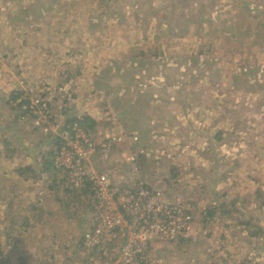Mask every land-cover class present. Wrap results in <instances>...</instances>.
<instances>
[{"label":"rangeland","instance_id":"rangeland-1","mask_svg":"<svg viewBox=\"0 0 264 264\" xmlns=\"http://www.w3.org/2000/svg\"><path fill=\"white\" fill-rule=\"evenodd\" d=\"M85 8L83 39L73 21ZM49 40L69 49L60 60L97 58L95 74L112 85L113 97L100 93L107 125L83 126L117 135L114 118L146 149L139 177L195 205L193 235L158 244L148 264H264V0H0V264L111 262L82 244L91 201L74 214L59 198L70 190L55 156L40 169L50 148L39 143L60 137L17 106L42 95L28 60H55ZM74 65L41 70L60 88ZM129 147L95 151L91 168L131 184L117 174Z\"/></svg>","mask_w":264,"mask_h":264},{"label":"built area","instance_id":"built-area-1","mask_svg":"<svg viewBox=\"0 0 264 264\" xmlns=\"http://www.w3.org/2000/svg\"><path fill=\"white\" fill-rule=\"evenodd\" d=\"M34 126L61 139L53 161L70 191L90 186L92 201L88 227L82 234L83 247L110 264H148L152 248L190 238L194 232L195 205L192 200H173L140 177L146 149L136 134H118L96 139L94 131L80 123L67 124L42 97L17 103ZM128 141L130 147L120 163L131 178L114 183L110 173L93 170L95 151L111 154ZM139 145V146H138Z\"/></svg>","mask_w":264,"mask_h":264},{"label":"crops","instance_id":"crops-1","mask_svg":"<svg viewBox=\"0 0 264 264\" xmlns=\"http://www.w3.org/2000/svg\"><path fill=\"white\" fill-rule=\"evenodd\" d=\"M75 11H77V9ZM92 11H93V13L99 12L98 10H96L94 8L92 9ZM86 12H87V8H85V10L82 14L77 13L78 19L73 21V24H76L77 28L81 31L83 39H84V35H83L82 31L88 30L87 24L84 23L85 22L84 16L88 15ZM51 17H52V19L55 18L56 20H59L63 16H59V14H56V15H53ZM80 41H83L80 44L84 45V40H79L78 42H80ZM49 44L53 48L56 49L55 51H57V52H55L53 50H49L50 52H54L52 54L51 58L52 59L54 58L55 60H31V61L28 60V62H33L37 66V72L38 73H37V86L36 87L38 90L37 92H39V91L42 92V95H38V96H43V93L45 92V90L49 91L48 95H49L50 105H51L52 109L60 118H62L64 120V122H67V124H69V122L71 123L73 121V119H80V120L85 119L86 120V121H84L85 127H89L88 125H91L88 122L95 124V127H97V125L99 123L107 125L106 123H108L109 121H108V119L106 120L104 118L105 107L103 106L101 101H104V100L109 101V99L105 94H100V93H103L104 88L106 87L105 89H107V92L108 91L110 92V93L108 92L109 96L113 97L114 94H112V92H111L112 91V88H111L112 85L109 84L107 86L108 82L107 81H106V83L104 82L105 78L102 76V74L101 73L99 75L95 74L96 67L93 64H96V66H99L100 61H96L97 58H95V60H87V61H85L83 58H82L83 60H80V59L79 60H60V57L58 54H62L61 51L64 52V51L69 50L68 48H66V44L65 45H63V44L62 45H58V44L56 45V44L51 43V40H49ZM40 45H41V43H40ZM42 45H44V44H42ZM42 45L39 46L37 49L43 50L42 47H44V46H42ZM61 57H62V55H61ZM65 64H67L68 66H72V65L76 64L73 66V68L75 69V73L72 74V77H71L70 82L68 84L64 85V87L62 86L59 88V83L57 81V77L56 76L55 77H48L46 74H44V72L47 69L45 71H42L41 68H43V70H44L46 65H52L54 68H56L58 66L60 67V66L65 65ZM14 90L17 91L16 93H20L18 91V89H16V86L13 87V91ZM37 92H35V93H37ZM16 93L10 92V94H16ZM70 93L74 94L73 95L75 98L74 100L71 99L72 96ZM44 95H47V93H44ZM125 103L127 104L128 102H125ZM99 105H100L102 111L100 110ZM111 122H112L111 126L115 129V131H117V135L120 133L127 134L128 131H126L120 124L116 123V120L114 118H113V121H111ZM44 132H48V131H44ZM50 134L51 133H49V135ZM114 135H116V134H114ZM95 136H96V139L99 140V139L103 138L104 134L102 133V131H100V133H98V131H96ZM49 138H50V140L49 139H47V140L42 139L41 140L42 142L39 143V144L46 145V146H48V148H50L46 152V156H47L46 160L43 159L44 164L40 168V169H42V171H44V168L46 167L47 162L51 161L54 157V155L50 156V153L54 150L56 145H58V146L60 145L59 138H56L55 136H50ZM99 158H100V155L95 156L91 160L92 161L91 165L95 166V164H96L95 161H97ZM106 158H108L107 163H109L110 165L106 164V165H104V167L112 166L110 162L114 159V156L109 155ZM40 161H42V159H37V163ZM51 165H52V162H51ZM111 171L113 172V170H111ZM109 173L111 174V172H109ZM113 174H115V173L113 172ZM117 174L122 175L118 171H117ZM197 213H198V210H197ZM86 224L88 225V223H86Z\"/></svg>","mask_w":264,"mask_h":264},{"label":"trees","instance_id":"trees-1","mask_svg":"<svg viewBox=\"0 0 264 264\" xmlns=\"http://www.w3.org/2000/svg\"><path fill=\"white\" fill-rule=\"evenodd\" d=\"M20 97H21V95L19 93H16V94H12L10 96V99L16 101ZM17 106H18L19 110H21V106H19V104ZM21 114L24 115L23 109L21 111ZM73 121H76V122H78V123H80L82 125V124H84V121H86V120L85 119H83V120L73 119ZM88 123L92 125L91 122H88ZM91 125H88V126L91 127ZM127 134L129 136V133H127ZM60 146L61 145H59V146L56 145L54 150L50 153V156H53V155L55 156L56 152L59 151V149H60L59 147ZM51 162H52V160L47 162V165L44 168V171H48L51 168H53V166L51 165ZM56 173H58V172L56 171ZM55 181H56V179L54 180V182ZM57 186H58V184H57ZM85 197L88 199V201H92V192L90 190V186H86L85 189L83 191H81V192L80 191L70 192V191L65 190L59 196L61 201L66 202L65 207L69 208L74 214H77L79 212L80 206L82 205L83 199ZM208 214H209V216H211V218L213 216H215L216 213H214V208H212V210H209Z\"/></svg>","mask_w":264,"mask_h":264}]
</instances>
